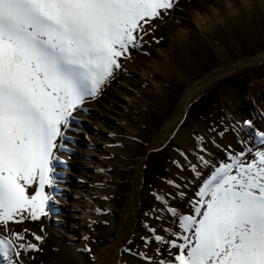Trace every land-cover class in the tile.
<instances>
[{
    "label": "snow or ice",
    "instance_id": "6c2138e0",
    "mask_svg": "<svg viewBox=\"0 0 264 264\" xmlns=\"http://www.w3.org/2000/svg\"><path fill=\"white\" fill-rule=\"evenodd\" d=\"M175 3L0 0V226L38 221L54 211V197L45 189L57 183L63 162L56 152L67 151L63 142L71 139L66 133L77 122L74 111L102 94L122 70L121 59H131L130 49L141 46L145 25ZM256 135L264 145V132ZM247 154H232L231 163L214 166L195 193L198 199L188 201V214L166 207L179 229L163 228L168 238L145 223L152 234L141 237L145 247L154 242L165 246L155 249L158 255L167 253L156 264H264V150L245 162ZM156 198L167 206L163 197ZM19 248L41 250L36 244ZM19 255L10 239L0 237L2 264H18ZM133 255L154 261L146 252Z\"/></svg>",
    "mask_w": 264,
    "mask_h": 264
},
{
    "label": "rangeland",
    "instance_id": "374dc122",
    "mask_svg": "<svg viewBox=\"0 0 264 264\" xmlns=\"http://www.w3.org/2000/svg\"><path fill=\"white\" fill-rule=\"evenodd\" d=\"M214 1L218 0H176L175 7L178 8L177 12H179L180 18L169 15L166 19L165 14L162 13L160 18L153 20L149 25H145L147 34L143 35L140 55H137L139 57L138 69L129 73H122L120 70L122 75L104 87L101 94L103 97L100 98V101L108 103V109L101 104L93 103L95 107H100L103 113L97 109H91V113H85L87 118H92L91 121L99 125L98 127L91 124L93 127L91 134L99 141V144L94 145V151L92 152L95 154L103 152V156L110 157L108 161L115 160V154L108 152L111 148H107L108 142L106 140L108 139L109 142L113 141L110 144L115 145L117 136L112 139V137L107 136L108 133L106 132H110L111 127L115 126L120 128L117 131L119 138L128 139L129 134L124 127L125 124L120 125V122L115 120L120 118L117 113L125 114L126 121L129 120L127 122H131L135 131L141 133V137L138 136L136 140L138 144L145 146L150 144L154 135L160 132L162 125L171 117L183 93L191 84L202 80L203 77L214 72L216 69L227 65H236L240 61L250 60L264 53V3L257 0H243L242 3H238L237 0H222L223 2L229 1L236 10V14L233 17L225 19L224 24L218 23L210 26L207 32L194 26L192 27L188 23L191 21L190 19L195 20L198 16L202 17L204 15L210 17L209 9H216ZM207 10L208 12H206ZM183 30L184 34L181 35ZM186 35L190 36L188 38H192V40L191 44L190 42L188 44L185 43L183 54L186 56V61L184 63L180 62V65L177 64L178 66L171 68L168 74L164 73L163 70V78L151 74L149 77L144 76L145 71L152 70L153 67L161 64L163 56H166L168 51L173 50L174 36L184 38ZM133 53L138 54V50L135 49ZM126 61L121 59V63ZM135 81H138L137 86L133 85ZM156 83L160 85L158 86V91L160 92L156 91ZM257 91L261 93V98H264V61L251 69L230 71L228 77L219 78L212 83L187 107L185 118L167 141L168 143H166L163 150L151 152L146 157V164L143 167L145 183L143 182L139 189V196H141L145 204L143 208H139L137 211L140 221L150 222V227H154L156 225L154 221H157L155 217L157 215L161 216L160 214L164 211L167 212L166 207L162 206L166 205L156 198L158 195L154 197V191L159 190V193L156 192L161 194L159 196H165L163 197L164 200L172 202V195L166 193L165 190L166 187L170 186L166 183V177L172 179V181H176L170 177L169 168L172 165H170L169 161H171V158H178L179 155L181 159L184 158V155L187 160L190 158V156L187 157L186 148L179 143L180 139L178 137H181V142L185 144L189 139H193L194 144H199L201 139L198 138H202L206 134L211 137L209 141L207 137L203 138L207 141L210 149L206 152L209 154L217 152L222 156L223 150L228 151L224 149L226 143L223 135L226 124L230 121V111H233L231 109L235 108V112L239 114V119L243 117L249 118L248 110L244 113L240 107H237L236 103L237 101H242L252 105L246 98L250 95L255 96V92ZM129 99H132L135 105L129 104ZM142 101L145 102V105ZM257 102L259 108L264 106L262 104L264 100H258ZM123 107L127 109H122ZM86 124L89 126L88 122ZM86 135L88 137L89 134L87 133ZM86 135L83 136L85 137L82 139L83 142H86ZM219 143L223 147H219ZM172 145L180 150L173 149ZM81 147L83 146L81 145ZM120 147L122 146L120 145ZM124 149L126 150L127 148ZM197 149L198 147L194 148L192 157L202 154L205 158L204 149L201 148L203 153H199ZM76 158L81 159L80 155ZM134 158L135 156L132 160ZM243 159L246 162L251 160L244 157ZM195 161L201 162L196 157ZM194 165L196 166V164ZM98 166L94 163H90L88 167L82 166L81 168L79 165H73L77 173L80 172V169H82L81 171L94 173L92 167ZM188 172L191 176L193 174L192 168ZM185 174L188 175V173ZM120 176L122 175L120 174L117 177ZM99 179H102V177L99 176ZM185 180L186 177L182 181L179 179V183H185ZM174 185H177V183ZM171 187H173V198L175 197L173 202H175L179 199L176 194L179 188L175 186ZM116 188L121 198V204L110 202L109 215L113 219L118 220L123 206L127 202V196L130 194L131 183L126 182V185L119 183ZM156 203L160 205L156 206ZM170 206H172V203ZM79 208L82 210L81 207ZM156 211L159 212L156 213L153 219L149 215H145V213L152 215ZM181 213H189V207L182 209ZM161 217L163 219L164 216ZM140 221H138L139 228L142 226ZM26 222L25 220L24 224H31L36 227L40 223V220H29L28 223ZM173 225L175 226L176 224L173 223ZM174 230L178 231L179 229L175 226ZM140 235L150 234L141 230ZM112 237L113 233L110 225L98 223L96 225V234L94 235L95 240L92 243L90 242V245L95 243L93 246L94 254L102 246L109 244ZM164 248L165 246L161 250L163 251ZM166 256L167 253L165 252L162 255V259L166 258ZM91 264L95 263L91 262Z\"/></svg>",
    "mask_w": 264,
    "mask_h": 264
},
{
    "label": "bare ground",
    "instance_id": "6f19581e",
    "mask_svg": "<svg viewBox=\"0 0 264 264\" xmlns=\"http://www.w3.org/2000/svg\"><path fill=\"white\" fill-rule=\"evenodd\" d=\"M258 2L264 3V0H257ZM216 9H209L210 17L209 16H198L195 18V20L190 19L188 23L192 25V27H196L202 31L207 32L208 28L210 26H213L214 24L222 23L224 24L225 19L233 17L234 14H236V10L232 7L229 1L223 2L222 0L214 1ZM238 3H242L243 0H237ZM208 12V10L206 11ZM175 18H180L179 12H175L173 15ZM183 35L184 30L181 32ZM177 35V34H175ZM173 36V35H172ZM187 37V38H186ZM184 38L181 37H175L174 36V47L172 51H168L166 56H163V62L159 65H156V67H153L152 70H147L144 72V76L149 77V75H154L156 77H164V73L168 74L170 72L171 68L176 67L180 65L179 63L182 62L184 63L186 61V56L183 54V49H185V43L188 44L192 38H188L190 36L186 35ZM192 37V36H191ZM139 57L137 55H131V59H129L127 62H124L122 65V71L123 72H133V70L138 69L139 65ZM264 61V53L260 54L258 56H255L254 58L250 60H245V61H240L236 65H227L225 67H221L219 69H216L214 72H211L210 74L206 75L203 77L202 80L195 82L191 84L186 91L184 92L183 96L181 97L176 111L174 112L173 116L165 122L162 127L160 132L154 136L152 142L149 145H141L137 143V137H141V133L135 131L133 128V125L131 122H127L125 119V114L122 113H117L119 119H115L116 121L120 122L121 124H125L124 127L126 128V131L129 133L128 134V139H121L118 137L117 131L120 130L119 127L112 126L110 132L108 135H112V139L114 136L116 137L117 146L114 149H111L108 151L111 154H115V160L112 161H105L102 158V155H97L94 152H92V149L90 148L89 151H87L85 148H81L80 146L76 145H67L64 144V147L66 149H69L70 147L74 148L79 154L81 155V158H86L89 160L86 162L83 160H77L75 158L69 159L70 163H77L80 165L84 166H89L90 163H94L95 165L98 166V163H101V168H106V170L110 171H105L102 176V179H104L106 182L103 184V186L107 185H114L117 187L119 183H126L127 181L131 183V191L130 194L127 196V202L123 206V210L121 213V216L118 218V220H115L113 218H109L108 216H100L96 214L97 210H101L102 206H108L105 203H98V199H90L88 197L89 193L93 195L98 194V189L95 187H91L92 184L95 183V176L92 173H87V174H74L70 172H66L65 174L68 173L71 176H73L75 179H71L69 177L67 178H62V181H65V185L60 186L59 184L56 183L55 187L58 189H64L66 196L70 199L72 195L76 198H84L83 201L77 199L75 200H69V201H63L61 199H53L52 204L54 208H59L63 209V207L66 205L69 207V209L74 213L71 214H63L64 217L66 218L63 220V218H59L56 216H52L54 218V224L59 226L60 228H56L55 225L54 227H51L50 225H46L43 221H40L39 225L37 228H34V230H29L25 232V229L29 227H23V226H12L10 229L4 228L7 233L3 234L5 237L10 239L13 242V245L16 247V249L20 252L19 257H16L15 259L18 261V264H91V262H95V264H149L147 260H144L142 258H135L129 251H125L124 244L126 240L130 237H134L133 243L135 245H138L139 251L137 250L136 253L140 252H146L149 256L154 257V261L152 264H156L160 259H162L161 255H158L155 251L157 247H163L162 245H157L154 242H150L149 246L146 248L144 245V241L140 238V233H141V228H139V222L140 221V216H138V210L139 208L144 207V202L141 196H139V189L141 186V178H142V168L144 166L146 156L147 154L155 149H159L162 146L166 144V142L169 140V137L172 135V133L176 130V128L179 125V122H181L182 117L184 116L187 107L189 104L193 101L194 98H196L198 95L203 93L212 83H214L216 80L222 77H228L230 75V71L232 70H241V69H251L257 64H260L261 62ZM178 64V65H177ZM161 69V70H160ZM164 70V73H163ZM148 73V74H147ZM137 82H133L134 86H137ZM159 84L156 83L155 88L157 92L159 90ZM260 86V85H259ZM259 91V90H258ZM255 92V96L260 100V92ZM103 97V96H102ZM253 96H249V102H251ZM101 98V97H100ZM95 101H85V104L83 105L86 108L90 109H97L101 113L102 110H100V107L97 108L94 106L93 103H98L101 104L102 106L106 107L108 109V103H104L103 101H100V99H94ZM111 102V101H110ZM129 104H134L132 99H129L128 101ZM142 103L145 105V102L142 101ZM237 107H240L243 111H247L252 113V118L254 117L252 125H250L249 128H254L255 131L252 133L249 132V129H245V132L241 131H234L232 128L237 124L239 125L240 129L244 128V123L245 122H250V119L247 117H243L239 119V114L235 112V108L233 107L230 111V117L231 121H237L233 125V123H227L226 128H225V133L223 135L225 139V143L227 146H234L236 142H241L242 144L248 146L249 144H254L255 143V137H257L256 133L260 132V130L264 131V124H260V119L263 117L264 118V108H260V111L258 112H252L253 106L250 104H245L240 101H237ZM135 105V104H134ZM235 106V105H234ZM122 109H127L123 107ZM99 112V113H100ZM245 113V112H244ZM249 113V114H250ZM256 113V114H255ZM74 117L76 119H79L84 122H88V124H92L93 121H91V118L85 117L81 113L74 112L73 113ZM230 121V122H231ZM126 122V123H125ZM243 123V124H242ZM95 124V123H94ZM249 125V123H245V125ZM251 124V123H250ZM97 125V124H96ZM246 125V126H247ZM99 127V125H97ZM70 128L76 129L73 124H71ZM101 128V127H100ZM260 129V130H256ZM72 130L68 131L66 135L70 138H79L78 135H75L71 132ZM79 131L83 132V129H80ZM239 136H238V135ZM204 135V134H203ZM207 137V140L211 138L210 136H207L206 134L202 136V138ZM180 139V144L186 148V152L188 154L187 157L190 156L192 157L194 148L198 147V151L203 148L204 150L209 151L208 143L204 139H201L199 141V144H194L193 139H189L187 143L185 144L184 142H181L182 138L178 137ZM89 146H94L99 144V141L94 138L93 136H89ZM108 143H113V141H107ZM121 143V144H120ZM120 145L122 147H120ZM124 148H127L126 150ZM173 149L175 148L174 145H172ZM180 150V149H177ZM201 153V152H199ZM91 156V157H89ZM135 156L134 160L132 158ZM195 156V155H194ZM198 156V154L196 155ZM185 157V155H184ZM199 157V156H198ZM125 158V159H124ZM63 160L62 158L60 159L62 162L66 161ZM100 159V162L97 160ZM193 160V158H191ZM189 159V160H191ZM132 160V161H131ZM102 161V162H101ZM170 162V177L175 178L177 175V178L181 177L183 174L179 173V170L181 167L184 168V173H187V165L186 160H182L181 158H171ZM190 162V161H188ZM225 162V161H224ZM223 162V163H224ZM183 165V166H182ZM211 164H209L208 167L203 166L200 171H208L211 173ZM172 167V168H171ZM93 168V167H92ZM171 169V170H170ZM178 169V170H177ZM121 174L122 176L117 177ZM203 175H201L202 177ZM123 179H122V178ZM196 177V181L194 186L197 187L194 191V187L192 188L191 184L189 189H188V197L191 195L194 196V194L198 191L199 187L201 186L202 179ZM78 178V179H77ZM201 179V180H200ZM166 183L168 181H171L172 179L165 178ZM101 181V180H100ZM189 183V180L187 179V182ZM105 194L109 195L112 194L113 191L108 190V189H102L100 190ZM171 189H167L166 192H170ZM185 193V191H184ZM172 194V193H171ZM184 196H187L184 195ZM92 198V197H91ZM87 199V200H86ZM189 200L191 199H198V197H189ZM177 200L175 202H172V207H175L177 205V209L179 207H184L186 205V202L188 203L189 200ZM93 201V203H91ZM182 201V202H181ZM80 203L83 204V211L80 214H75V212H79V206ZM160 204L156 203V206ZM65 208V207H64ZM85 208H89L90 213L87 214ZM109 208V206H108ZM178 211H180L178 209ZM101 220L103 222H108V224L111 225V230L113 233V238L111 242L100 248V250H97V253L95 256H88L86 255L82 250L84 249L86 243L85 241L87 238L91 235L88 232V229L90 225L94 222V220ZM53 222V221H52ZM53 224V223H52ZM172 221L170 223L167 222V224L159 225L157 228L158 229H163L165 227H171ZM77 225V227L75 226ZM137 225V228L135 227ZM43 229V231H41ZM23 232H25L26 237H24L23 240H17L13 233H21L22 235H25ZM161 235H165L163 231H161ZM32 233H35L36 235H39L42 237L41 241H37L35 237L32 235ZM166 236V235H165ZM148 237V236H144ZM140 238V239H139ZM66 242H73L75 245L68 246L65 245ZM21 243L24 244H36L41 250L36 251V250H27L23 251V249L19 248V245ZM88 256V257H87ZM76 260V262H75ZM63 262V263H62Z\"/></svg>",
    "mask_w": 264,
    "mask_h": 264
}]
</instances>
